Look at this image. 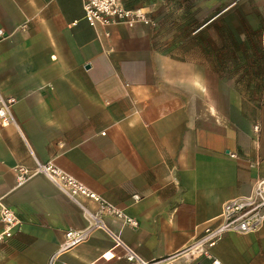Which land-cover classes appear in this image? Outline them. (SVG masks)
Returning <instances> with one entry per match:
<instances>
[{"label":"crops","instance_id":"0c3cea01","mask_svg":"<svg viewBox=\"0 0 264 264\" xmlns=\"http://www.w3.org/2000/svg\"><path fill=\"white\" fill-rule=\"evenodd\" d=\"M163 1L123 3L154 11ZM0 30V92L16 99L17 122L0 125V218L5 205L20 219L0 245V264H129L46 177L18 186L14 168L34 170L37 161L135 219L136 227L112 216L104 222L144 260L194 264L187 249L204 227L264 180V104L198 91L191 65L166 57L151 25L112 27L107 39L86 22L83 0H0ZM70 229L89 236L52 261ZM212 256L264 264V222L226 234Z\"/></svg>","mask_w":264,"mask_h":264},{"label":"rangeland","instance_id":"374dc122","mask_svg":"<svg viewBox=\"0 0 264 264\" xmlns=\"http://www.w3.org/2000/svg\"><path fill=\"white\" fill-rule=\"evenodd\" d=\"M209 1L164 0L154 11L134 10L147 14L166 57L191 65L187 75L197 77L198 91L229 90L264 104V0H212L211 9Z\"/></svg>","mask_w":264,"mask_h":264},{"label":"built area","instance_id":"2783aa9c","mask_svg":"<svg viewBox=\"0 0 264 264\" xmlns=\"http://www.w3.org/2000/svg\"><path fill=\"white\" fill-rule=\"evenodd\" d=\"M84 17L88 25L95 30L102 29L107 39H110V28L116 26L134 27L138 23L150 25L147 14L142 10L128 8L123 0H83ZM4 32L0 30V36ZM15 98H7L0 92V125L5 127L17 124L13 107ZM18 186H23L35 176L46 177L64 195L76 203L91 219L92 228L104 231L115 243L116 248L124 251V258L129 264H173L174 257L158 261L144 260L133 248L127 245L114 234L105 224L104 218L112 216L121 219L125 224L136 227L138 222L106 202L100 195L89 190L84 184L68 174L65 170L53 164L36 163L34 170H28L23 166L14 168ZM136 198H138L136 196ZM91 200L97 204L95 212L89 211L82 204V200ZM264 222V180L258 182L252 195L233 200L227 203L220 216L211 224L204 227L201 235L187 249V252L197 255L194 264H206L203 260H210L209 264H219L212 256V249L224 238L226 234H248ZM0 224V245L13 238L19 224L18 215L8 206L2 205ZM89 231L70 229L65 234L64 242L60 245L59 254L72 250L87 240ZM52 263V262H51Z\"/></svg>","mask_w":264,"mask_h":264}]
</instances>
